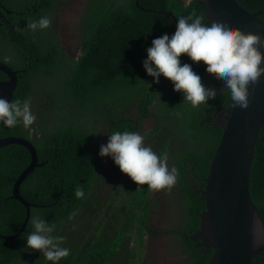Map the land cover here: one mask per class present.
<instances>
[{"label":"trees","instance_id":"trees-1","mask_svg":"<svg viewBox=\"0 0 264 264\" xmlns=\"http://www.w3.org/2000/svg\"><path fill=\"white\" fill-rule=\"evenodd\" d=\"M57 1L1 0L6 10L24 17L7 16L10 23L22 25V30L27 29V22L47 16L45 12L51 11ZM237 1L250 13L264 11V0ZM163 11L179 18L201 15L207 20L200 0H192L189 4L185 0H101L99 5L93 0L87 15L75 25L81 32L79 50L82 54L78 59L64 52L57 33L48 38L45 29L22 34L18 41L10 38L1 51L10 54L20 49V68L27 56L14 101L30 99L32 102L39 96L41 100L35 104L43 113L31 106L36 119L28 129L0 125V141L10 137L28 140L35 149L38 165L45 164L35 169L21 187L26 202L37 205L31 214L38 210L45 220L55 225L53 235H69L70 241L80 236L87 240L86 217L99 221L88 246L84 244L86 248L74 254L73 260L61 259L57 264H124L126 259L130 264H148L144 248L147 237L153 234L150 217L159 196L147 185L137 184V188L129 184L122 186L124 199L113 193L100 196L102 157L98 152L102 144L98 135L101 127L107 135L114 131L141 134L144 130L142 116L136 120L124 119L121 112L137 105L143 115L154 101H157L154 110L160 114L159 130L163 135L157 137L161 132L156 129L149 133L147 142L157 137L158 156L166 154L165 139L175 143V150L184 148L176 150L182 160L174 164L177 179L173 184L184 194L180 196L184 212L179 230L174 231V236L190 253L183 264H208L211 259V253H201L189 241L200 230V213L206 205L200 195L187 191L193 189L190 177L198 180L208 175L210 157L221 134L219 128L205 120L210 112L220 111L231 100L227 90L217 88L216 96L191 105L183 100L182 93L174 94L173 98L168 95L167 91L173 88L169 80L161 76L159 82L154 83L145 73L142 61L146 58V48L153 39L175 31L173 22L160 14ZM260 19L264 21V15ZM180 60L191 63L201 77L211 71L206 67L202 70L204 61L193 62L184 54ZM134 68L138 71L132 73ZM39 78L47 84H37ZM112 108L119 111L118 116L111 115ZM48 113L57 121L55 125L46 123ZM69 120L76 125L70 134L65 129ZM30 130L33 131L32 139ZM201 148L209 153L208 158H195L193 153L200 152ZM29 164V152L22 147L11 146L0 152V201L3 202L0 204V235L3 237L18 234L24 224L25 209L13 199V188ZM77 187L85 192L83 199L75 197ZM250 192L264 220V144L259 142L252 164ZM162 195L166 198V194ZM73 213L75 215L69 220ZM81 220L83 225L75 230ZM30 230L27 223L24 233L17 238H0V264H52L42 255L32 259L28 250H24V234ZM253 264H264V252Z\"/></svg>","mask_w":264,"mask_h":264},{"label":"clouds","instance_id":"clouds-1","mask_svg":"<svg viewBox=\"0 0 264 264\" xmlns=\"http://www.w3.org/2000/svg\"><path fill=\"white\" fill-rule=\"evenodd\" d=\"M7 16L22 17L11 10H6L1 2L0 46L3 47L7 45L10 38L18 41L20 35L47 29L52 23L50 17L42 16L38 20L27 22V29L22 30L20 29L22 25L10 23ZM261 48H264V39L260 35L235 28L226 18L214 17L209 22L201 15L190 14L176 20L175 31L171 35L163 34L151 41V45L145 50L146 58L142 61V67L145 73L152 77L154 83H158L161 76L172 83L173 88L167 91L171 98L176 93H182L183 100L191 105L206 102L208 97L218 94V89L211 81L215 72L216 75L223 78V86L220 91H228L232 106L246 108L248 106V85L255 84L264 75V55L260 51ZM182 54L193 62H206L202 70L206 67L211 71L204 73L202 79L201 73L195 70L191 63L181 62ZM26 61L27 56L23 59V68H20V49L10 54L0 51V63L13 72L21 71L16 74L17 88L22 79ZM137 71L134 68L132 73ZM1 77H5V79L0 82H8L10 79L2 71H0ZM214 114L215 111L210 112L205 121L212 124L214 128H218L214 125ZM35 119L30 99L9 101L0 97V125L9 129L17 126L28 129L33 125ZM72 128H76V125L72 120H69L65 124L68 134L71 133ZM143 141L144 137L137 132L114 131L108 135L107 142L99 147L98 155L110 157L119 171L126 174L137 185H147V188L151 190L170 187L177 179V168L172 166L182 160L175 150V143L171 139H165L166 154L158 156L151 147L145 146ZM6 149L7 147L0 152ZM216 150L217 147L215 152ZM215 152L210 157L209 168ZM193 154L197 159L209 157V153L202 148L200 152ZM74 191L77 199L85 197V192L80 187L75 188ZM192 192L195 191L191 188L187 191V193ZM180 193L181 196L184 195L183 191ZM166 207L168 208L167 205ZM168 209L167 211L171 213V209ZM74 215L75 213L68 219L71 220ZM27 223L31 230L24 234V250L39 251L42 257L51 261L52 264H57L58 261L69 256L70 249L61 246L64 238L53 235L55 225L45 220L38 210H33ZM196 234L197 232L189 238V241L193 242L196 249L201 250V253H211L212 256V252L205 253L206 248L201 245V238L198 236L194 238ZM184 254L185 256L190 254L187 247L184 249Z\"/></svg>","mask_w":264,"mask_h":264},{"label":"water","instance_id":"water-1","mask_svg":"<svg viewBox=\"0 0 264 264\" xmlns=\"http://www.w3.org/2000/svg\"><path fill=\"white\" fill-rule=\"evenodd\" d=\"M202 3L209 22L214 17L226 18L233 27L264 39V23L257 19L264 11L250 14L236 0H202ZM260 51L264 55V48ZM0 71L10 78L8 82H0V97L13 101L18 84L16 74L21 71L13 72L2 63ZM248 93L246 108L234 107L230 102L214 114V125L221 129V136L207 175V210L200 214V230L194 236L201 238L205 253L212 252L209 264H252L254 256L264 251L263 226L248 194L250 163L258 132L264 129V75L248 85ZM10 145L27 148L31 157L27 172L15 187L26 220V202L19 196L21 183L34 168L45 164L36 166L32 148L19 139L0 141V150ZM25 220L18 234L0 238L18 237Z\"/></svg>","mask_w":264,"mask_h":264},{"label":"rangeland","instance_id":"rangeland-1","mask_svg":"<svg viewBox=\"0 0 264 264\" xmlns=\"http://www.w3.org/2000/svg\"><path fill=\"white\" fill-rule=\"evenodd\" d=\"M92 1L93 0H91V2ZM97 1L100 3V0H97ZM93 7H97V6L94 5ZM82 10H83L82 7H78V6L75 7V4H71L70 6H67V7L66 5L62 6L58 10V12L60 13L59 19L57 21H54V23H52L47 29H45L46 34L48 30H50V27L52 29L51 35H47L48 38H51L53 37L52 35H54L55 33H58L62 39L61 45L62 47H64V52L70 55L71 57H74V58L76 57L75 59H78V57L81 56L82 54L81 51L79 50L81 32L79 30L77 31L76 26H75L76 24L78 25L82 19V17H80L81 15L80 12ZM3 50H4V47L1 45L0 51H3ZM42 78H39L37 84L38 83L39 85L47 84V82H45L44 79ZM211 81H212V84L216 88H221L223 86V78L216 75L215 72H214L213 77L211 78ZM169 85H171V82ZM37 101H41L40 96L38 99L37 98L32 99L31 106L37 107V110H38L37 112L43 113L39 109V107L35 104V102ZM118 114H119V111L115 108H112L111 115L116 117L118 116ZM51 116H52L51 113L47 114L46 123L48 125H55L54 123H57V121H55L54 118ZM159 116L160 114H157V113L155 114L154 121H156V124L159 122ZM152 129H153V126L147 123L145 125L144 130L141 132L140 135L144 137V141H143L144 145L151 147L152 150L156 153L155 146H157V137L162 136L163 132L160 131L161 133L157 137L155 136L154 140L147 142V136L149 135L150 132H152ZM99 132H100L98 135L99 140L101 144H105L107 142L108 135L106 134L103 127H101ZM32 134H33V131H30V136H32ZM182 150L183 149H177V151H182ZM104 159L105 161L103 162V166L101 167V179L104 178L107 173L108 175H110L112 172H115L118 169V167L114 165L110 157L105 156ZM171 165H172V162H171ZM172 167H175V165H173ZM123 176L124 174L122 175V177ZM119 187L120 186H119L118 181L114 183L113 180L111 182H107L102 185V189H104V191L106 192L113 191L114 188L118 189ZM152 193L156 194V196H159V198L157 197L158 198L157 205L154 208V210L151 212V217H150L151 225L153 226V228H156L157 224H162L163 222H170V220L171 222H174V225L176 226V228H179V225H180L179 215L184 212V209H183V205L181 202V197H180L181 193H180V190H178V186L171 185L170 187H165L159 190H153ZM162 194H166V198L163 197ZM117 196L119 197V199H122L125 196V192L119 191L117 193ZM166 205L168 206V208L171 209V213L167 211L169 209L166 207ZM98 223H99L98 219H95L91 225H97ZM68 236L63 237L64 239L62 243H65ZM174 240L176 241L177 238L175 237ZM158 241L159 243L157 245H152L149 242V240H147V247L145 248L146 250L145 258L149 259L148 264H170L168 261V256L166 255L168 248L170 246H171V249L169 250L168 254L179 259L176 262L177 264H182L183 255L173 254V252L177 254L178 251L180 250L179 243H175L173 239L169 236L161 237ZM152 247L156 249L157 251L156 254H154L152 250H150ZM172 249H173V252H172ZM124 264H130L129 259H126Z\"/></svg>","mask_w":264,"mask_h":264},{"label":"bare ground","instance_id":"bare-ground-1","mask_svg":"<svg viewBox=\"0 0 264 264\" xmlns=\"http://www.w3.org/2000/svg\"><path fill=\"white\" fill-rule=\"evenodd\" d=\"M192 0H185V2H187V4H189ZM202 2V0H200ZM236 2L239 4V2L236 0ZM240 5V4H239ZM241 6V5H240ZM56 7V5H55ZM54 7V8H55ZM242 7V6H241ZM53 8V9H54ZM52 11V10H51ZM247 11V10H246ZM248 12V11H247ZM250 13V12H249ZM257 13V12H256ZM163 17H166L169 19L170 22H173V24L175 25L176 23V20L179 18V17H176L175 15H173L171 12H167V11H163L160 13ZM250 14H253V13H250ZM264 15V13L260 14V15H257V19L260 20L261 22L264 23V21H262L260 19V16ZM60 16V13L58 12V10L56 9V12L53 10V12L50 14V18L52 20V23H54V21H57L58 20V17ZM208 20V19H207ZM51 23V24H52ZM58 34V33H57ZM59 35V34H58ZM60 37V35H59ZM155 92L157 91V89L155 88L154 90ZM155 103H153L152 105L149 106V110H147V112L145 114H141V110L140 108H138L137 105H135L134 107H128L126 109L123 110V112H121V115L124 117V119H128V118H133L134 120L138 119V117L142 116V118L144 119V126L143 128H145V125L148 123L150 125L153 126V129L152 131L158 129V131H162V130H159V127H160V123L158 122L156 124V121H154V117H155V114L157 111H155V104L157 101H154ZM32 131V130H30ZM260 132V131H259ZM259 132H258V135H257V139H256V146H255V149H254V153H253V156H252V161L250 163V172H249V179H248V194H249V197H250V200L253 204V206H255V209L257 211V215L259 216L260 220H261V223H262V226H263V230H264V220L261 216V211L258 209L257 205L255 204L253 198H252V195H251V192H250V180H251V172H252V164H253V161H254V157H255V151H256V147L258 145V142H259ZM10 139H19L25 143H27L33 150V153L35 155V161H36V166H39L38 165V161H37V156H36V152H35V149L33 148V146L29 143L28 140H25V139H21V137H10ZM11 146H14V145H10L8 147H11ZM7 147V148H8ZM19 147H22L24 149L27 150V148L23 147V146H19ZM184 149V148H183ZM177 150V149H176ZM28 151V150H27ZM29 152V151H28ZM157 153V151H156ZM30 156V154H29ZM30 160H31V157H30ZM101 160V165H100V169H99V173H100V177H99V180L102 182V184L100 185L99 189L101 191V195L100 196H104L105 194H108V193H113V194H116L120 191V192H124L125 188H122L123 185H127L129 184L131 187H136L137 188V185L131 181V179L126 175L124 174V176L122 177L123 173H121L119 170H116L115 172H112L110 175H108V173L106 174V176L104 178L101 179V167L103 166V162L105 161L104 157H102ZM29 168V167H28ZM37 168H40V167H37ZM37 168H34L25 178L24 180L22 181L21 183V186H20V192H19V196L21 197L22 200H24L26 202V200L22 197L21 195V187L23 185V183L27 180V177H29L30 175H32V173L34 172L35 169ZM28 170V169H27ZM27 170L18 178V180L15 182V185H14V188H13V199H15L16 201L20 202L21 201L18 199V197L16 196V193H15V187L16 185L18 184L19 180L21 179V177L27 172ZM115 173V174H114ZM189 176H191V173H189ZM114 181V183H116V181H118L119 183V188L118 189H115L113 191H109V192H106L104 191V189H102V185L104 183H107V182H111V181ZM190 184H191V187L194 189L195 193L200 195L201 196V199L205 201V205L206 207L203 209V211L207 210V204H208V194H209V189H208V182H207V177L204 178L203 182H204V185L201 187L198 183H196V180L195 179H191L190 177ZM125 197V196H124ZM124 197L122 199H124ZM22 204V203H21ZM26 207H27V216H26V220H25V226H24V229L22 230V232L19 234H23L24 233V230L26 229V226H27V221H28V218L29 216L31 215V210L32 208L36 207L37 208V205L36 204H32V203H28L26 202ZM202 211V212H203ZM201 212V213H202ZM200 213V214H201ZM182 214V213H181ZM181 214L179 215V218L181 220ZM87 223H88V231H87V240L85 241L83 239V236L79 237V238H75L74 241H70V239H67L65 241V243H62L61 245H67L68 248L70 249V254L68 257L64 258V260H69V259H72L73 260V255H78V252L79 250L82 248L83 250L86 248L84 247V244H86V246H88L87 242L92 238V236L95 234V225H91L93 223V219L91 217H86L85 218ZM83 220L79 221V225L77 226V229L80 228V226L83 225L82 223ZM173 221V219H172ZM24 225V224H23ZM71 230V229H70ZM179 230V228H176V226L174 225V222H164V224L161 226L160 229H153V234L152 235H149L147 237V240H149V242L152 244V245H157L159 243V239L161 237H164V236H169L173 239L174 241V238L175 236H172L171 234L174 235V231H177ZM21 231V230H20ZM166 233H170V235H166ZM57 235V234H55ZM17 238V237H16ZM176 243H179L180 244V250L178 251L177 254H175L173 252V249H172V252L174 255H180V254H183V258H182V264H183V261L185 260V254H184V249H185V246L184 244L182 245L178 240H176ZM147 247V241H146V245H145V248ZM144 248V251L146 253V250ZM171 249V246L168 248V251H167V256H168V261L170 264H177V258L171 256L168 254L169 250ZM150 250H152V252L154 254H156V249L154 247H152ZM264 251H262L259 255L257 256H254L253 258V262L252 264L254 263V261L256 260L257 257H259ZM28 254L31 255V258L32 259H35L39 256H41L42 254L39 252V251H33V250H28ZM76 264V262H75ZM78 264V263H77Z\"/></svg>","mask_w":264,"mask_h":264},{"label":"flooded vegetation","instance_id":"flooded-vegetation-1","mask_svg":"<svg viewBox=\"0 0 264 264\" xmlns=\"http://www.w3.org/2000/svg\"><path fill=\"white\" fill-rule=\"evenodd\" d=\"M71 4H75V7L78 6V7H82L83 8V10L80 12V14H81L80 17H82V18L87 15L89 9L92 7L91 0H58L57 3H56V7L54 9L52 8L51 9L52 11H46L45 14L48 17H50V14L53 12V10L56 12V9L59 10V8H61L62 6L66 5V7H67V6H70ZM97 4L99 5L98 1H97ZM45 7L50 8V6H48V5H46ZM58 19H59V17H58ZM51 30L52 29L50 27V30H48V32H47V35H51ZM60 42L62 44L61 37H60ZM30 139H32V136H30ZM259 143L264 144V129H261L260 132H259ZM203 180H204V178H200V179L196 180V183H198L202 187L204 185ZM2 203L3 202L0 201L1 205H2ZM163 224H164V222L162 224H157L156 228H153V226L151 225V222H150V225L152 226L153 229H160ZM166 235H170V233H166ZM171 235L174 236L173 234H171Z\"/></svg>","mask_w":264,"mask_h":264}]
</instances>
